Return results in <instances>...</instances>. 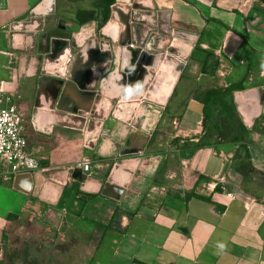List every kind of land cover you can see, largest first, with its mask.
<instances>
[{"label":"crops","instance_id":"1","mask_svg":"<svg viewBox=\"0 0 264 264\" xmlns=\"http://www.w3.org/2000/svg\"><path fill=\"white\" fill-rule=\"evenodd\" d=\"M39 1L0 0V95L24 119L25 149L38 162L31 173L80 167L86 159L90 180L68 178L59 187L38 176L25 193L13 187L15 174L0 156V264L7 231L41 220L48 207L62 211L53 228L61 247L70 237L83 247L80 238L92 236L87 264H264V130L258 123L243 130L233 101L235 91L264 81V0H143L169 10L173 26L198 38L192 47L178 41L187 63L168 93L169 80L163 82L167 99L156 106L160 113L146 111L148 137L134 142L141 147L134 154L141 172L118 200L101 190L121 157L108 154L113 141L124 139V126L104 123L91 147L85 128L52 106L57 99L50 88L58 87L65 71L63 50L40 66L53 79L41 81L18 49L10 25L28 20ZM130 2L55 0V7L57 18L71 20L77 7L96 10L102 28L113 5ZM62 105L73 103L64 98ZM71 209L79 216L69 227L64 221ZM85 216L87 231L77 221Z\"/></svg>","mask_w":264,"mask_h":264},{"label":"water","instance_id":"2","mask_svg":"<svg viewBox=\"0 0 264 264\" xmlns=\"http://www.w3.org/2000/svg\"><path fill=\"white\" fill-rule=\"evenodd\" d=\"M112 11L111 21L98 28L102 16H97L96 10L77 7L73 20L57 18L55 0H40L28 20L13 22L10 28L20 44L18 49L41 81L53 79L40 66L63 50L65 71L57 80L58 87L50 88L57 99L52 106L67 112L70 119L85 128L91 147L104 123L119 120L124 126V139L113 141L115 149L108 154L121 157L114 162L101 190L102 195L118 200L130 179L141 172V158L134 156L141 147L134 142L135 133L148 137L143 122L151 117L146 111L151 116L160 113L156 106L164 105L167 99L161 93L163 82L169 80L168 93L187 63L189 54L179 52L178 41L192 47L198 34L173 26L169 10H156L143 0L115 4ZM71 90L75 95L68 93ZM64 98L71 99L72 108L63 107ZM233 101L248 130L255 123L264 130V81L235 91ZM119 172L122 175L118 176ZM38 176L59 187L68 178L80 183L90 180L80 167L46 169L15 174L13 187L30 193L33 179ZM61 216L62 211L48 207L41 221L56 229Z\"/></svg>","mask_w":264,"mask_h":264},{"label":"rangeland","instance_id":"3","mask_svg":"<svg viewBox=\"0 0 264 264\" xmlns=\"http://www.w3.org/2000/svg\"><path fill=\"white\" fill-rule=\"evenodd\" d=\"M75 216H79L78 209L68 210L64 221V223L67 222L65 226L71 227V218ZM79 220L77 221L83 223V228L87 231L85 224H87L88 218L85 216ZM70 230L66 231L64 237L69 238ZM87 233L80 238V242L85 244L83 247L77 245V240H72L71 237L65 238L66 241H70L65 242L61 247V244L57 242L59 241L57 232L37 216L33 223L27 222L21 228L7 231L3 240V262L4 264H87L88 242H90L88 240L92 237Z\"/></svg>","mask_w":264,"mask_h":264},{"label":"built area","instance_id":"4","mask_svg":"<svg viewBox=\"0 0 264 264\" xmlns=\"http://www.w3.org/2000/svg\"><path fill=\"white\" fill-rule=\"evenodd\" d=\"M24 119L19 109L9 103V97L0 95V156L4 157L11 174L37 169L38 162L25 149ZM82 172L88 173L90 161L80 163Z\"/></svg>","mask_w":264,"mask_h":264},{"label":"bare ground","instance_id":"5","mask_svg":"<svg viewBox=\"0 0 264 264\" xmlns=\"http://www.w3.org/2000/svg\"><path fill=\"white\" fill-rule=\"evenodd\" d=\"M135 142L137 143V144H140L142 141H143V139L145 138V136L144 135H142L141 133H135Z\"/></svg>","mask_w":264,"mask_h":264},{"label":"clouds","instance_id":"6","mask_svg":"<svg viewBox=\"0 0 264 264\" xmlns=\"http://www.w3.org/2000/svg\"><path fill=\"white\" fill-rule=\"evenodd\" d=\"M219 247H220V248H223V247H224V245H223V244H220V245H219Z\"/></svg>","mask_w":264,"mask_h":264},{"label":"trees","instance_id":"7","mask_svg":"<svg viewBox=\"0 0 264 264\" xmlns=\"http://www.w3.org/2000/svg\"><path fill=\"white\" fill-rule=\"evenodd\" d=\"M242 127H243V130H245V129H246V128H245V126H243V125H242Z\"/></svg>","mask_w":264,"mask_h":264}]
</instances>
